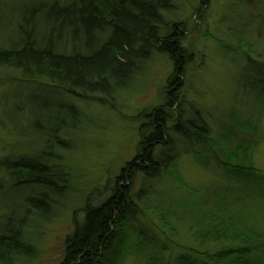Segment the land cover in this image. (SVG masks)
<instances>
[{"label": "trees", "instance_id": "trees-1", "mask_svg": "<svg viewBox=\"0 0 264 264\" xmlns=\"http://www.w3.org/2000/svg\"><path fill=\"white\" fill-rule=\"evenodd\" d=\"M183 1L31 0L35 8L31 16L21 17V27L17 30L20 43L0 48V72L13 71L27 82L45 81L47 85L38 87L49 90L53 96L65 95L70 100L69 110L78 112V116L83 115L79 104L87 101L108 108L110 104L113 108L116 95L134 81L154 54L165 56L175 70L164 103L143 115L140 153L126 163L103 203L98 206L86 203L82 223L74 225V231L66 239L61 264H103L105 255L109 256L106 264H120L121 231L125 222L141 213V203L150 201L154 210L160 208L154 189L169 171L172 160L169 130L185 139L192 129L191 137L196 142L207 138L205 122L193 124L191 117L182 111L178 96L181 85L178 76L183 75L189 61L183 45L184 27L176 20ZM198 1L206 7L210 0ZM243 49L252 51L247 46ZM245 61L243 73L248 75H244L247 80L242 79L244 89L250 87L255 100L261 102L264 60L259 54L254 57L246 54ZM65 120L56 121L48 116L51 132L44 142L45 151L36 153L37 159L31 155V158L0 161V180L11 182L5 185L6 192L13 193L19 202L13 208L8 205L0 208L1 215H6L1 218L4 228L0 231V264H14L20 258L34 255L31 232L38 229L39 221L46 222L56 213L54 205L60 200L61 191L66 192L67 178L58 172L60 167L55 166L57 159L52 155L53 149H64L57 145L60 144L57 137L68 135ZM240 131L253 137L258 128L246 121ZM231 137L226 133L221 139L226 184L220 181L222 186L212 189L207 198L199 188L183 182L172 167L173 181L184 193L181 198L188 199L189 207L197 213L191 223L185 222L171 206L165 213L177 217L188 231H198L195 238L204 242L223 239L227 247L212 254L182 253L168 263L162 256L154 258L148 253V244L145 245L147 264H264V229L261 228L264 220H255L248 214L257 198L264 200V173L252 163L255 143L247 146L239 143L234 152H229ZM163 148L165 154L158 161L156 151ZM137 177L147 184L133 194ZM24 191L28 192L27 197H22ZM162 217L164 220L166 216ZM136 236L140 238L144 234Z\"/></svg>", "mask_w": 264, "mask_h": 264}, {"label": "rangeland", "instance_id": "rangeland-1", "mask_svg": "<svg viewBox=\"0 0 264 264\" xmlns=\"http://www.w3.org/2000/svg\"><path fill=\"white\" fill-rule=\"evenodd\" d=\"M34 8L31 0H0V48L20 43L17 30L21 17L31 16ZM177 14L176 20L184 27L183 45L190 58L183 75L178 76V96L182 111L191 117L189 120L193 124L204 121L208 134L205 140L196 142L191 137L192 129L185 139L169 130L173 147L169 157L173 162L170 160L169 171L158 182L157 192L154 189L160 208L154 210L150 201L138 202L143 210L122 227L120 264H147L148 244V253L154 258L162 256L168 263L182 253L212 254L227 247L223 239L204 242L195 238L198 231H188L177 217L165 214L171 206L185 222L191 223L197 213L189 207L188 199L181 198L184 193L173 181L172 167L183 182L199 188L208 198L212 189L222 186L220 181L226 184L221 139L228 133L232 136L229 152H234L239 143H255L252 163L264 173V98L256 101L251 88L244 89L242 83V79L247 80L244 75H248L243 73L246 54H259L264 60V0H210L206 7L198 0H184ZM246 46L253 52L243 49ZM174 76L172 63L165 56L154 54L134 81L116 95L114 109L110 104L108 108L87 101L79 104L83 115L78 116V112L69 110L70 100L65 95L53 96L49 90L38 87L47 85L45 81L27 82L13 71L0 72V161L31 155L37 159L36 153L45 151L44 142L51 132L48 116L56 121L66 119L64 124L68 128V135H59L60 144L56 143L65 150L55 148L52 152L57 159L55 166L60 167L58 172L67 178L66 192L61 191L60 200L54 205L56 213L46 222L39 221L38 229L31 232L34 255L14 264L62 263L66 239L74 225L82 223L86 203H103L126 163L140 153L143 115L164 103ZM246 121L257 125V135L249 137L240 131ZM164 152V148L156 151L155 159L162 161ZM10 184L9 180H0V208H13V204L19 203L13 193L6 192L5 185ZM146 184L137 177L133 194ZM24 192L22 197H27L28 192ZM250 207V217L264 220V200L257 198ZM1 214L0 210V231L4 228L1 218L6 216ZM162 215L166 216L164 220ZM138 233L144 236L139 238ZM105 256L103 264L109 258Z\"/></svg>", "mask_w": 264, "mask_h": 264}]
</instances>
